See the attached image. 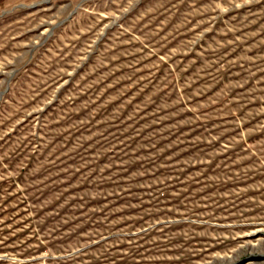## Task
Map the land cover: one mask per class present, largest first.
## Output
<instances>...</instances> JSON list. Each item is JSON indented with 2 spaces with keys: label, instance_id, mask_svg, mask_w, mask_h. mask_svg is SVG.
<instances>
[{
  "label": "rangeland",
  "instance_id": "rangeland-1",
  "mask_svg": "<svg viewBox=\"0 0 264 264\" xmlns=\"http://www.w3.org/2000/svg\"><path fill=\"white\" fill-rule=\"evenodd\" d=\"M0 264H264V0H0Z\"/></svg>",
  "mask_w": 264,
  "mask_h": 264
},
{
  "label": "water",
  "instance_id": "water-1",
  "mask_svg": "<svg viewBox=\"0 0 264 264\" xmlns=\"http://www.w3.org/2000/svg\"><path fill=\"white\" fill-rule=\"evenodd\" d=\"M51 33H52V31H51Z\"/></svg>",
  "mask_w": 264,
  "mask_h": 264
}]
</instances>
